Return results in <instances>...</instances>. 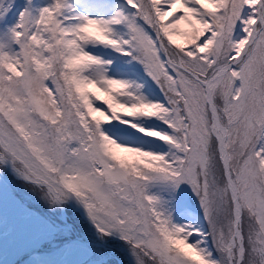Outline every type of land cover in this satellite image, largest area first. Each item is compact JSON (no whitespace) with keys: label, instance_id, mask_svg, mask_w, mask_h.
Wrapping results in <instances>:
<instances>
[{"label":"snow or ice","instance_id":"1","mask_svg":"<svg viewBox=\"0 0 264 264\" xmlns=\"http://www.w3.org/2000/svg\"><path fill=\"white\" fill-rule=\"evenodd\" d=\"M9 169L131 264H264V0H0V246L54 264Z\"/></svg>","mask_w":264,"mask_h":264},{"label":"rangeland","instance_id":"2","mask_svg":"<svg viewBox=\"0 0 264 264\" xmlns=\"http://www.w3.org/2000/svg\"><path fill=\"white\" fill-rule=\"evenodd\" d=\"M35 191L37 197H39V195L42 197L43 193H41L38 188H36ZM41 197L36 202L35 207L41 213L46 214V208L41 200ZM10 198H14L15 200H17L13 196H11ZM20 205L26 211H30L31 213L35 214L30 209H26L27 207H25L23 204L20 203ZM63 209L58 208L57 211L59 219H61V221L63 222L66 221L67 223V225L64 226L60 225L62 230L57 234L61 237V239L52 241L50 245L47 244L49 242L48 241L45 243L46 247H44V250L49 251L52 254L51 259L53 260L54 264H78L77 262L84 255H88L90 257L89 259H92L91 263L86 264H104V258L109 255H113L114 253L117 255V259L115 257H110V259H108L107 261V264H118V262L122 264H131V260L127 255V251L123 243L115 242V237H104L103 239H101L97 234L95 228L92 230L90 227L83 225L82 219L84 220L86 219V217L83 215L82 211L81 213H76L74 211L78 209L76 205L70 204L69 206L68 203H66L65 210ZM51 218L53 219V221L57 222L56 216L52 215ZM40 222V224L36 225L38 230L43 226L44 221ZM84 222L85 224H87L86 221ZM56 224L59 225L58 223ZM68 225H71L73 227L72 232H74L76 237L71 235H67L68 237L65 236L68 229ZM104 248L108 251L106 254H103ZM18 255L19 254H14L11 251H5L3 250L2 246H0V264H5V262L7 261H11L13 258L19 257ZM19 264L23 263L20 262Z\"/></svg>","mask_w":264,"mask_h":264}]
</instances>
